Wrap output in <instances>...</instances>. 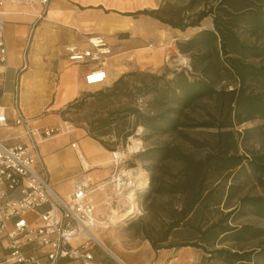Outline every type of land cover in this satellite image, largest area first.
Masks as SVG:
<instances>
[{
    "label": "trees",
    "instance_id": "trees-1",
    "mask_svg": "<svg viewBox=\"0 0 264 264\" xmlns=\"http://www.w3.org/2000/svg\"><path fill=\"white\" fill-rule=\"evenodd\" d=\"M126 14L146 15L181 31L209 17L212 27L176 41L189 70H172L171 77L123 72L111 84L69 101L58 115L71 122L65 114L89 109L84 131L109 151L125 144L138 126L147 136H179L187 148L164 143L136 154L148 172L147 185L134 193L146 213L138 233L154 250L191 246L228 264H264V247L213 248L224 240L264 235V228L232 222L240 214L264 218V193L231 203L241 176L252 174L264 185L263 157L238 152L251 129H236L264 119V0H162L155 8ZM141 98L145 111L137 102Z\"/></svg>",
    "mask_w": 264,
    "mask_h": 264
},
{
    "label": "crops",
    "instance_id": "crops-1",
    "mask_svg": "<svg viewBox=\"0 0 264 264\" xmlns=\"http://www.w3.org/2000/svg\"><path fill=\"white\" fill-rule=\"evenodd\" d=\"M14 1L6 0L4 4L7 68L4 73H0V102L5 107L9 119H12L15 111H19L39 127L62 123L63 120L56 111L84 91L85 84L82 76L91 63L68 61L65 46L76 44L80 48H85L88 46L87 37L99 34L109 44L113 56L129 58L123 63L124 69L121 72L143 68L158 70L168 56L175 59L179 56L185 57L176 47L177 40L190 37L201 28L212 27L209 17L205 18L208 20L205 26L202 25L204 19L200 26L181 31L146 15L126 14L143 8H155L161 4L162 0H48L45 6L36 2L27 11L15 10ZM41 9L44 10L42 16L39 14ZM151 25H154V28H160L157 30L161 32L151 33ZM110 28L113 30L112 33L108 32ZM188 29L194 30L188 35H183L182 33ZM27 37L29 38L28 46L26 45ZM60 53L65 56L64 59H57ZM140 57L147 58L144 60L146 62H139ZM65 61L70 65L65 66ZM9 70H12L15 75L17 83L14 86L18 87L21 96L19 102V97L16 95L15 106L2 103V98L7 93L5 86ZM106 71L108 74V66ZM56 76L59 77V85L63 88V92L50 102V98L42 96L36 90L51 88L55 83L53 78ZM47 104L54 112L44 117L46 122L38 125L35 116L42 106ZM63 135L66 138L63 142H59V137ZM72 135L75 137L72 138ZM83 138H87L84 143L87 156L85 159L92 167L88 176L92 181L107 178L113 172L110 151L90 138L83 129L72 127L68 133L56 134L48 139L49 144L43 148V153L40 152V146L45 141L35 148L36 157L39 156L42 164L45 159L49 170L45 166L44 172L38 165L36 168L46 176L54 191L62 197L72 190L73 180L81 174V167L71 143L75 142L79 147L77 142ZM0 139L7 145L29 143V138L22 135L20 126L0 129ZM65 147H67V157L64 159L66 166L57 176L52 175L49 171L54 166L61 165L62 157L59 151ZM65 180L71 187L66 192L63 191L62 186ZM93 202L98 220L96 232L99 241L90 248L94 264H191L192 257L198 253V249L191 246L154 250L148 240L139 235H132L128 231L127 223L142 214V212L138 213L139 210L129 216L126 221L119 223L123 217L118 216L113 225L105 227L100 223V220H105V212L109 207L104 202V194L95 192ZM122 203L120 207L123 206ZM124 204L126 207L129 205L126 200ZM29 217H33V214L30 213ZM6 246L7 239L0 236V261L8 254ZM24 249L33 251L34 246L27 245ZM35 249L37 252L41 251V249Z\"/></svg>",
    "mask_w": 264,
    "mask_h": 264
},
{
    "label": "built area",
    "instance_id": "built-area-1",
    "mask_svg": "<svg viewBox=\"0 0 264 264\" xmlns=\"http://www.w3.org/2000/svg\"><path fill=\"white\" fill-rule=\"evenodd\" d=\"M5 1L0 0V73L7 68ZM35 1L41 6L48 2ZM86 42L88 46L85 48L76 44L65 46L67 59L75 63H91L82 76L85 85L103 84L108 77L106 59L111 56V48L99 34L88 36ZM11 126H20L22 135L29 138V143L7 145L0 139V236L7 239L8 249L7 256L0 264H94L90 248L99 241L94 235L98 220L93 194H104V202L110 206L131 190L135 193L137 189L145 187L146 178L142 177L138 182L132 168L120 167L125 156L114 150L110 151L113 172L103 180L92 181L83 153L72 142L81 174L73 180L72 190L62 197L36 168L35 148L63 130L68 133L72 128L71 123L63 120L58 125L39 127L19 111H15L12 119H9L0 102V129ZM135 205L140 214L141 206L136 202ZM30 213L33 217H29ZM27 245H33L34 250L25 251ZM35 248L41 251L37 252Z\"/></svg>",
    "mask_w": 264,
    "mask_h": 264
},
{
    "label": "rangeland",
    "instance_id": "rangeland-1",
    "mask_svg": "<svg viewBox=\"0 0 264 264\" xmlns=\"http://www.w3.org/2000/svg\"><path fill=\"white\" fill-rule=\"evenodd\" d=\"M208 1H210V0H208ZM35 3H36L35 0H15L13 3V8L15 10L27 11L28 9L32 8ZM43 9H41L39 12L40 16L44 15ZM105 12H108V11H105ZM136 16H138V15H136ZM207 23H208V20L205 19L202 22V25L205 26ZM151 27H152L151 33H154L156 31L161 32V30H157L160 28H154V25H151ZM193 30L194 29H188L187 31L183 32L182 34L188 35ZM28 39L29 38L27 37V39H26V45L27 46L29 43ZM59 58L64 59L65 56L62 53H60V54H58L57 59H59ZM128 59H129L128 57H124V56H120V55L113 56V52H111V56L107 57V59H106V63L108 66L109 73H108V77L105 80V82L103 84L98 85L95 88H91V87L85 85L84 91L78 97L83 95V93L94 92V91H96V90H98V89H100L106 85L111 84L115 79H117L119 77V75L121 73L126 72V71L121 72V70L124 69L123 63H125ZM145 59H147V58L140 57L138 60L141 63H145L146 62V61H144ZM187 61H188V59H186V56L185 57L179 56L177 59H175L171 56H168V57H166L163 65H161L158 70H151L150 68L132 69V70L151 72V73H155V74L166 73L168 77H171V75H172L171 71L172 70H180V69L189 70L190 68L188 67ZM168 62H170V63H168ZM255 62H258V61L255 60ZM68 65H70V63L65 61V66H68ZM6 77H7V80H6L5 90L7 93L3 96L2 103L6 104V105H14L15 106L16 105V95L19 97V102L21 101L20 91H19L17 86H14V85H16L17 81L15 78V75L12 73V70L8 71ZM53 80L55 81V83H54V85H52L51 88H49V89H47V88L46 89H37L36 90V91H38V93L42 94V96H44L46 98L47 97L50 98V102H52L54 100L55 96H57L63 92V88L59 85V77L56 76L53 78ZM145 101H146V98H141L137 101L138 105L144 111L146 110ZM66 104L62 108L57 110L56 113L58 114L59 111L66 106ZM204 104H205V101L200 102V105L197 106L195 109L200 110V107L203 106ZM53 112H54L53 110L49 109L48 104L46 106L45 105L42 106V109L35 116L37 118L38 125L42 124L43 122H46V119H44V117H46L47 115H50ZM89 114H90V110L83 107V108H77L76 110H73V111L65 114L64 117L71 120L72 123L70 121L69 122L71 123V125L74 129H83L84 130L85 119L89 116ZM59 117L62 118L60 115H59ZM246 128H250L251 130L248 133L247 138L243 139L240 142L239 147H238V152L242 153V154H246L248 156H251L252 154L261 155L263 157V159H261V160H264V119L255 118L253 120L244 122L243 124L236 126V129H238L240 131H242L243 129H246ZM64 133H65V130L60 132L58 135H61ZM189 134L190 135H196L199 137L201 136L200 134H197L194 131H189ZM131 136H134L136 139H138L142 142L141 148L137 152L142 151L148 147L162 145L164 143H171V144L176 143V144H181L185 148L188 147V145L186 143H184L179 136H176L175 134H172V133H161V134H153V135L147 136L146 133L143 131V129L140 130V129L136 128L134 133ZM74 137H75V135H72V138H74ZM65 138H66V136H64V135L59 137V142H63ZM47 141H49V140L46 139L45 142L40 146V152L41 153H43V148L49 144ZM86 141H87V138H83L82 140L78 141L77 143L79 144L81 152L84 154L85 158L87 159V156L85 153V146H84V143ZM127 143H128V138H127L125 144H123L121 146H117L116 150L122 151V152L125 151ZM66 151H67V147L61 148V150L59 151V154L63 160L61 159V165H59V166L56 165L53 167V169L51 171H49L52 175L54 174L57 176L59 171L64 170V166H66L64 159H66V157H67ZM137 152H133L131 154L126 153L124 155L125 156L124 157V163L120 167H122V168L129 167V168H132L133 170L136 167H140L141 169H143L144 174H142V175H137L136 171L134 170L136 175H137L138 182H140L141 178L145 176V172H147V170L144 167L145 163L142 160L137 158V155H136ZM78 164L80 167V163H78ZM37 165L40 168V170H42L43 172L45 171L44 166L49 170L48 163L46 162V160L44 159V164H42L39 156H37ZM238 182H239L238 184H240V186L237 189L234 198L231 200V203L234 201V199L236 197L241 196V195H257V194H263L264 193V187H263L264 185L261 184L260 182L256 181L252 174H250V176H247V177H245L244 175L241 176L239 178ZM62 186H63L64 192L69 191L71 189L70 184L66 180L63 181ZM124 202H125V199L120 201V203H118V202L112 203V204H110L109 207L117 208L122 203L123 206H121L119 208L122 210L121 213H123L127 209ZM141 212H142V214L140 216H138L136 219L129 221L127 223V225L129 226L128 231L132 235H139L140 236V233H138L137 229L139 228L140 221L144 220L146 217V213H144L143 210H141ZM128 218H129V216L128 217L126 216L125 219L124 218L121 219V221L119 223L126 221V219H128ZM232 222L235 224H252L254 226L264 228V218L258 217L255 215H251V214L235 215L233 217ZM261 247H264V235L259 236V237H255V238H249L247 240H241V241L224 240V241L216 243L213 248H217V249L218 248H225L226 250H229L231 252H233V251L243 252V251L258 250ZM252 259L256 260L257 258L255 255H252ZM191 264H228V263H226L225 261H223L221 258H219L217 256L208 257V254L204 253L201 249H198L197 255L193 256L191 259Z\"/></svg>",
    "mask_w": 264,
    "mask_h": 264
},
{
    "label": "bare ground",
    "instance_id": "bare-ground-1",
    "mask_svg": "<svg viewBox=\"0 0 264 264\" xmlns=\"http://www.w3.org/2000/svg\"><path fill=\"white\" fill-rule=\"evenodd\" d=\"M112 31H113L112 28H110V30L108 32L112 33ZM108 73H109V70H108ZM98 85L99 84H94V85H91L89 87L95 88ZM138 129L141 130L142 127L138 126ZM141 144H142V142L140 140L136 139L134 136H129L126 149L123 152L120 151V155L123 156L126 153L131 154L133 152H137L141 148ZM83 160H84L86 166L88 168L92 169V167H90V164L87 162V160L84 157H83ZM134 170L136 171L137 175L144 174L143 169H141L140 167H136V168H134ZM133 193H134V190H131V192H129V194L127 196L119 199L118 203H120V200L122 201L123 199H125L126 202H128V204H129L127 209L123 213H120L121 212V209L119 208L120 205L117 208L108 207L107 212H105V215H106L105 220H100V223L103 224L105 227H108L109 225H113L117 221L118 216H122L123 218H125L126 216H131L132 214H134L138 209H137L135 202L133 200ZM94 235L98 239L96 231L94 232Z\"/></svg>",
    "mask_w": 264,
    "mask_h": 264
}]
</instances>
